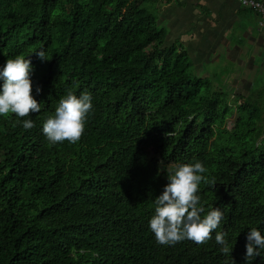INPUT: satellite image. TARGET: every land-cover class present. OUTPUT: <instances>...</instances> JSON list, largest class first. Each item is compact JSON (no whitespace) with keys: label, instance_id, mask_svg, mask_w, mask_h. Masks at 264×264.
<instances>
[{"label":"trees","instance_id":"16d2710c","mask_svg":"<svg viewBox=\"0 0 264 264\" xmlns=\"http://www.w3.org/2000/svg\"><path fill=\"white\" fill-rule=\"evenodd\" d=\"M157 1L0 0V68L30 59L41 104L0 117V264H246L248 231L264 235L262 102L191 73L181 43H165ZM68 91L89 92L93 109L77 143L53 145L43 123ZM197 161L209 181L201 203L223 212L228 256L215 232L170 246L149 228L174 166ZM258 251L250 264H264Z\"/></svg>","mask_w":264,"mask_h":264},{"label":"clouds","instance_id":"9594fccd","mask_svg":"<svg viewBox=\"0 0 264 264\" xmlns=\"http://www.w3.org/2000/svg\"><path fill=\"white\" fill-rule=\"evenodd\" d=\"M35 55L41 61L47 60L43 50ZM32 72V61L23 56L7 59L0 68V79L3 80L0 87V117L15 114L25 118L41 111V104L32 95ZM40 92L41 88L37 87L36 93ZM92 109V96L89 92L84 91L77 96L68 91L59 99L54 114L43 123V136L53 145L64 141L77 143L82 138ZM22 126L30 130L35 127V123L31 119H24ZM170 135L173 133H165L166 137ZM206 171L199 161L175 165L167 177L168 183L162 194L154 201V215L149 220V228L158 244L170 246L185 240L204 245L215 232V241L221 246V253L228 256L233 250L226 239L227 233L216 231L224 218L223 212L215 208L205 213L201 203L200 184L209 182L204 175ZM258 249H264V235L253 227L246 236V264L260 256Z\"/></svg>","mask_w":264,"mask_h":264},{"label":"crops","instance_id":"0c3cea01","mask_svg":"<svg viewBox=\"0 0 264 264\" xmlns=\"http://www.w3.org/2000/svg\"><path fill=\"white\" fill-rule=\"evenodd\" d=\"M156 5L158 21L166 33L165 43L180 42L195 61L218 64L222 57L216 53L221 51L227 59L238 62L241 72L232 71L226 80L239 83L238 92L226 90L231 99L244 95L253 80L258 82V90L264 89V24L259 26V15L238 0H158ZM261 102L264 113V97Z\"/></svg>","mask_w":264,"mask_h":264},{"label":"rangeland","instance_id":"374dc122","mask_svg":"<svg viewBox=\"0 0 264 264\" xmlns=\"http://www.w3.org/2000/svg\"><path fill=\"white\" fill-rule=\"evenodd\" d=\"M152 5H154V4H152ZM143 6L145 9H149V7H150V5H143ZM154 7L155 6H152L151 10L157 15V8H154ZM157 17H158V15H157ZM216 54H220L222 57L221 62H219L218 64H215V62H213V61L211 63H207V60H202V59L195 61L192 57H189L190 61H191L190 72L196 76H199L203 79H206L212 88H214L216 86V87L225 88L227 91H231L233 89H236L237 90L236 92H238L240 90L239 86H237V84L239 85L238 82H237V84H235V82H234L235 80H233V79L228 80V81H231L230 83L226 82V80L228 79V77L230 76L232 71L236 72L237 74L241 72L239 70V68L237 67L238 62L227 59L224 56V53H222L221 51H219V53H216ZM196 63L200 64L201 67H204V72L208 76H204V74H202L204 72H201V67L199 65L196 66ZM213 75L216 76V78H214ZM256 83H258V82H255V80H253V83L251 84V87L249 90V95H250V97L251 96L254 97L252 99L256 100V102H259V101H261V97H264V89L258 90L257 86L255 85ZM236 115H237V113L233 112L230 116H228L226 124L224 126V129L231 126Z\"/></svg>","mask_w":264,"mask_h":264},{"label":"built area","instance_id":"2783aa9c","mask_svg":"<svg viewBox=\"0 0 264 264\" xmlns=\"http://www.w3.org/2000/svg\"><path fill=\"white\" fill-rule=\"evenodd\" d=\"M239 4L245 8H248L259 15V26L264 24V2L261 0H238Z\"/></svg>","mask_w":264,"mask_h":264}]
</instances>
